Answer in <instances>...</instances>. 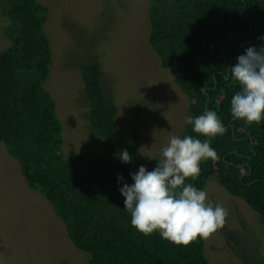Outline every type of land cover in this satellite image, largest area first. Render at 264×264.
Wrapping results in <instances>:
<instances>
[{
  "label": "trees",
  "instance_id": "obj_1",
  "mask_svg": "<svg viewBox=\"0 0 264 264\" xmlns=\"http://www.w3.org/2000/svg\"><path fill=\"white\" fill-rule=\"evenodd\" d=\"M0 10L12 29L4 32L12 44L0 51V142L19 162L27 185L52 204L72 244L89 254L87 264H210L204 237L175 244L131 224L117 174L131 184L130 172L140 165L152 170L161 158L141 159L140 132L115 120L117 106L101 87L100 62L78 69L88 124L102 152L66 155L55 102L43 85L51 63L43 28L48 7L37 0H0ZM147 15L149 44L188 96L187 115L212 109L226 129L210 138L217 159L201 161L199 175L186 182L204 189L215 179L264 219V120L233 119L230 101L239 86L223 76L248 46L264 43L258 40L264 36V0H149ZM184 135L198 134L183 122ZM124 148L133 156L128 164L114 155Z\"/></svg>",
  "mask_w": 264,
  "mask_h": 264
},
{
  "label": "rangeland",
  "instance_id": "obj_2",
  "mask_svg": "<svg viewBox=\"0 0 264 264\" xmlns=\"http://www.w3.org/2000/svg\"><path fill=\"white\" fill-rule=\"evenodd\" d=\"M48 7L43 28L51 46L43 82L55 102L62 151L102 152L88 124L78 66L98 60L101 87L117 106L115 120L141 134L139 156L161 157L171 135H181L189 98L149 44V0H37ZM8 16L0 10V51L12 41ZM152 156V157H151ZM204 190L226 209L223 225L204 237L210 264H264V219L215 179ZM52 204L29 187L19 162L0 142V264H87Z\"/></svg>",
  "mask_w": 264,
  "mask_h": 264
},
{
  "label": "clouds",
  "instance_id": "obj_3",
  "mask_svg": "<svg viewBox=\"0 0 264 264\" xmlns=\"http://www.w3.org/2000/svg\"><path fill=\"white\" fill-rule=\"evenodd\" d=\"M258 40L264 41V36ZM236 60L223 73L224 79L232 78L239 86L231 97L230 112L233 119L259 124L264 120V43L248 46ZM184 123L198 135H171L152 170L140 165L129 173L131 184L117 174L131 224L144 235L155 231L175 244H188L198 235L208 237L223 225L227 214L221 205H213L204 189L186 182L199 175L201 161L217 159L210 138L223 134L225 126L217 112L207 108L200 115H187ZM114 155L124 164L133 159L126 148Z\"/></svg>",
  "mask_w": 264,
  "mask_h": 264
},
{
  "label": "crops",
  "instance_id": "obj_4",
  "mask_svg": "<svg viewBox=\"0 0 264 264\" xmlns=\"http://www.w3.org/2000/svg\"><path fill=\"white\" fill-rule=\"evenodd\" d=\"M100 80H101V77H100ZM102 82V81H101Z\"/></svg>",
  "mask_w": 264,
  "mask_h": 264
}]
</instances>
